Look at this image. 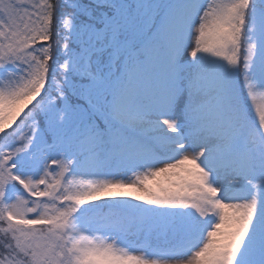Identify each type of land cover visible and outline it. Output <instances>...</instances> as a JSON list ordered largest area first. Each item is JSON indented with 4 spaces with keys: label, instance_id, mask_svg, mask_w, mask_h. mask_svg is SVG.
Returning <instances> with one entry per match:
<instances>
[{
    "label": "snow or ice",
    "instance_id": "6c2138e0",
    "mask_svg": "<svg viewBox=\"0 0 264 264\" xmlns=\"http://www.w3.org/2000/svg\"><path fill=\"white\" fill-rule=\"evenodd\" d=\"M0 264H264V0H0Z\"/></svg>",
    "mask_w": 264,
    "mask_h": 264
}]
</instances>
